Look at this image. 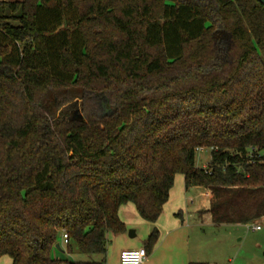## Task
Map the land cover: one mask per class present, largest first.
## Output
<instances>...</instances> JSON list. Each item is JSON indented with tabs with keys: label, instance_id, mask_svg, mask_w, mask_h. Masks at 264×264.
Listing matches in <instances>:
<instances>
[{
	"label": "trees",
	"instance_id": "trees-1",
	"mask_svg": "<svg viewBox=\"0 0 264 264\" xmlns=\"http://www.w3.org/2000/svg\"><path fill=\"white\" fill-rule=\"evenodd\" d=\"M263 151L258 0L0 1V258L62 264L63 233L105 256L120 208L156 223L178 174L215 224L262 220Z\"/></svg>",
	"mask_w": 264,
	"mask_h": 264
},
{
	"label": "rangeland",
	"instance_id": "rangeland-1",
	"mask_svg": "<svg viewBox=\"0 0 264 264\" xmlns=\"http://www.w3.org/2000/svg\"><path fill=\"white\" fill-rule=\"evenodd\" d=\"M210 159L211 151L200 149L196 151L195 165L202 168L209 163ZM194 191L196 194H193ZM202 192V189L186 191L188 196L184 202L190 211V217L185 221L184 228L173 232L169 237L167 236V239H164L165 233L163 238L162 235L159 237L153 250L154 252L158 248L154 252L157 263L188 264L193 261L209 264H264V219L247 224L217 225L211 216L198 217L194 210L197 209L201 201L204 202L206 208L209 206V198L201 196ZM128 207L135 206L128 203L124 206V211H127ZM135 212L138 216L137 211ZM126 215L128 218L131 217L130 212H127ZM255 224H261L262 229L254 230L252 226ZM146 227L147 224L143 226L128 225V239L131 230L137 228L138 231L142 232ZM120 235L109 234L110 243H108L106 260L100 254L92 256L83 254L74 242L71 243V249H69L64 243L62 235L59 236L57 242L60 244V249L54 246L52 256L55 259L63 260L62 264H66V261H93L99 264H110L111 261V264H121L115 263L118 259L116 249L121 246V242L118 240ZM131 240L134 239L131 238ZM108 260H110L109 263ZM0 264H12V260L10 257L4 256L0 258Z\"/></svg>",
	"mask_w": 264,
	"mask_h": 264
},
{
	"label": "crops",
	"instance_id": "crops-1",
	"mask_svg": "<svg viewBox=\"0 0 264 264\" xmlns=\"http://www.w3.org/2000/svg\"><path fill=\"white\" fill-rule=\"evenodd\" d=\"M0 1H11V0H0ZM198 189L203 190L202 194H200L201 196H203L204 198H209V201H208L209 206H207V208H206V206L204 205V202L201 201V203H200L201 205L199 204L197 209L194 210V212H196L198 217H203L204 215H208V216H211V218H212V214L210 213L211 195H210L209 191L204 189V188H201V187H191V188L187 189L185 186V179H184V176L182 174L176 175L174 186L170 192L169 201L164 206V211L156 223H154V224L147 223L145 220H143L139 216V214L137 216L136 212H135V211H137L136 207H128V209H126L127 211H124L123 208L127 204L122 206L119 210V216H120V219L125 223L126 227L128 225L143 226L144 224H147V227L142 232L138 231V229L136 228V230H134L135 236L129 237V239L127 236L128 230H126V232H124V233H121V235L118 239L121 242L120 243L121 246H119V248L116 249L118 259H116L115 263H121V262H119V260H120L121 252L123 250H132V249H138V248L144 247V242H145L146 238L149 236V234L152 232V230L154 228H157L159 230L160 236L162 235V238L164 236V233L166 234L164 239H167V236L169 237L173 232H177L181 228H184L185 221L187 220V218L190 217V211L188 210V208L184 202V199H187V196H188V195H186V191H188V190L192 191V190H198ZM195 192L196 191H194L193 194H196ZM191 200H192V198H191ZM127 212H130V214H131L130 218L127 217V215H126ZM178 214H180V216H178ZM261 229H262V226H261ZM115 236H117V235H115ZM131 238H133L134 240H131ZM108 243H110L109 235H108ZM157 249L158 248H156V250ZM107 251H108V245H107ZM107 251H106L105 256L103 257L104 260L107 259ZM154 252L152 254L148 255V258L146 259V261L143 264H158L156 261V255H154L155 254ZM109 261L110 260H108V263H109ZM91 262H93V261H91ZM190 262H193V261H190ZM110 264H111V261H110Z\"/></svg>",
	"mask_w": 264,
	"mask_h": 264
},
{
	"label": "built area",
	"instance_id": "built-area-1",
	"mask_svg": "<svg viewBox=\"0 0 264 264\" xmlns=\"http://www.w3.org/2000/svg\"><path fill=\"white\" fill-rule=\"evenodd\" d=\"M203 150V149H201ZM254 230H260L261 224H255L252 226ZM63 241L67 245L69 242V236L67 233L62 234ZM148 258V254L144 247L132 250H123L120 255L121 264H143ZM230 264V263H227Z\"/></svg>",
	"mask_w": 264,
	"mask_h": 264
},
{
	"label": "water",
	"instance_id": "water-1",
	"mask_svg": "<svg viewBox=\"0 0 264 264\" xmlns=\"http://www.w3.org/2000/svg\"><path fill=\"white\" fill-rule=\"evenodd\" d=\"M259 2H261L262 4H264V0H258ZM135 236V231L134 230H131L130 231V237H134ZM56 247L57 248H60V244L59 243H57L56 244Z\"/></svg>",
	"mask_w": 264,
	"mask_h": 264
}]
</instances>
